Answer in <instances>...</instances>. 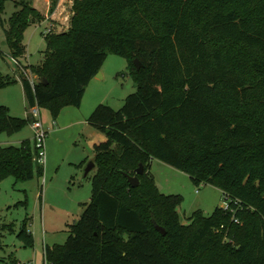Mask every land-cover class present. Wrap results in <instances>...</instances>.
<instances>
[{
  "label": "trees",
  "instance_id": "16d2710c",
  "mask_svg": "<svg viewBox=\"0 0 264 264\" xmlns=\"http://www.w3.org/2000/svg\"><path fill=\"white\" fill-rule=\"evenodd\" d=\"M7 1L0 0V23L21 61L27 29L47 17L32 1L15 0L18 11L4 21ZM58 2L51 0L49 16ZM45 40L42 62L24 66L35 81L19 79L27 105L54 120L81 107L109 55L127 59L137 84L121 110L100 104L89 117L106 137L94 148L91 202L65 244L45 247L46 262L264 264V0H75L69 29ZM16 82L0 73V90ZM30 123L0 105V134ZM37 154L34 140L0 144V184L43 178ZM154 160L220 189L230 208L197 210L183 224L182 197L160 192Z\"/></svg>",
  "mask_w": 264,
  "mask_h": 264
},
{
  "label": "rangeland",
  "instance_id": "374dc122",
  "mask_svg": "<svg viewBox=\"0 0 264 264\" xmlns=\"http://www.w3.org/2000/svg\"><path fill=\"white\" fill-rule=\"evenodd\" d=\"M30 1L33 6L37 4L43 8L49 4L51 8V0ZM74 1L59 0L54 12H58V19L55 20L57 23L52 21L56 31L69 29ZM18 9L14 0H8L2 19L8 21ZM5 25L7 28L8 25ZM48 28L49 23L43 22L27 29L24 40L26 55L21 59L22 65L38 66L42 62L47 49L45 35ZM4 42L6 43L5 33L0 23V73L18 80L0 90V105L8 107L15 117L27 118V103L19 79L22 73ZM101 72L103 79L95 84L103 86L105 97L103 96L102 102H97V106L105 104L119 111L126 98L137 92V84L129 74L128 61L121 56L109 55ZM25 76L32 81L36 79L28 72ZM93 89L94 87L89 89L88 93L86 91L83 99L86 104L93 105L100 99L99 91L96 94ZM42 114L44 124H47V110L42 109ZM33 136L31 125H27L14 135L1 133L0 144L6 147L20 146L22 141L32 139ZM87 137V133L81 132L79 127L64 129L52 139V164L48 171L46 165L43 178L35 176L32 180L16 182L13 177H9L0 184V228L5 225L12 227L0 232V264H14L16 261L18 264H35L37 253L44 264L46 245L66 243L71 226L82 217L93 195V178L97 169L94 168L86 175L87 167L94 157L93 152L88 149L90 146L87 144ZM47 143L48 141L46 155L49 158ZM84 154H90L91 160L80 168L77 161ZM151 173L161 193L182 197L178 212L185 225L189 224L190 217L197 210L210 215L217 207L226 205L220 189L205 184L196 186L188 174L161 161H153ZM23 230L26 232L21 236Z\"/></svg>",
  "mask_w": 264,
  "mask_h": 264
},
{
  "label": "crops",
  "instance_id": "0c3cea01",
  "mask_svg": "<svg viewBox=\"0 0 264 264\" xmlns=\"http://www.w3.org/2000/svg\"><path fill=\"white\" fill-rule=\"evenodd\" d=\"M49 6L50 5L48 4V5L44 6L43 8H41L37 4H34V7L36 9H38L43 15H45L47 17V20L45 22H48L50 25V24L57 23V22H55V20L58 19L57 18L58 12L54 13L53 16H49V11H50ZM71 8H72V6H71ZM4 44H6V43L4 42ZM20 63H21V61H20ZM102 79H103V74H102V72H100L93 79V81L91 82L90 86L87 89V93H88L89 89H92V87H94L93 91L95 90L96 91L95 93L97 94V90H98L100 93V99L98 101H96L93 105L86 104L85 100H83V103H82L80 108L67 107L61 112V114L59 115V117L56 120H54L53 117L51 116V113L49 111H47V113L49 115L47 117L48 123L47 124L45 123L46 128L49 130V136H48L49 140H47L48 141L47 152L49 154V158L47 157V161L45 164V167L47 165V171H48V169L51 168V164H52V145H53L52 139H54V137L59 135V133L62 132L64 129H69V128H73V127H79L81 132H84V134L87 133V136H88L87 137V139H88L87 144H88V146H90V148H88V149H90L94 154V157L92 159L94 162V159H95L94 148L96 145H99L102 142H104L106 140V137H105V135H103L102 133L97 131L92 125H90L88 120H89V117L91 116V114L94 112V108L97 107V104H98L97 102H102L104 100L105 93L103 92V90H104L103 86H101L100 84H95V83H98V81H100ZM94 81H96V82H94ZM92 83H94V84H92ZM33 139H34V136L32 139H29V140H33ZM83 156L84 157H80L77 161L78 162L77 165L80 168L85 167L88 163V160H91L90 154H87V155L84 154ZM82 164H84V165H82ZM45 174H46V169H45ZM46 246H48V245H46ZM43 258H44V264H46L47 262L45 260L44 254H43ZM35 262H36L35 264H42L41 259H40V255L38 253L36 254ZM29 264H33V263H29Z\"/></svg>",
  "mask_w": 264,
  "mask_h": 264
},
{
  "label": "built area",
  "instance_id": "2783aa9c",
  "mask_svg": "<svg viewBox=\"0 0 264 264\" xmlns=\"http://www.w3.org/2000/svg\"><path fill=\"white\" fill-rule=\"evenodd\" d=\"M61 25V24H60ZM55 25L50 24L49 28L47 29L46 34L51 33L55 30ZM15 63L19 66L20 72L22 74L27 75V70L25 67L20 63V61L14 59ZM33 83V81L31 80ZM28 115L30 119V125L34 131V142L35 146L38 150L37 154V162L41 165L46 164L47 161V155H46V142L49 136V130L45 127L44 120H43V114L42 109L39 107L38 104H35L33 106L27 105ZM226 210L230 208V205L228 202H226V205L224 207Z\"/></svg>",
  "mask_w": 264,
  "mask_h": 264
},
{
  "label": "water",
  "instance_id": "95a60500",
  "mask_svg": "<svg viewBox=\"0 0 264 264\" xmlns=\"http://www.w3.org/2000/svg\"><path fill=\"white\" fill-rule=\"evenodd\" d=\"M135 63L137 64L138 67L141 66L140 62L138 60H135ZM44 84H47V80L46 79H43L42 81ZM95 168V163L94 162H91L88 167H87V170H86V175L89 174V172H91V170H93ZM137 173L138 174H143L144 173V168L143 166H140V168L137 170ZM128 177V181L129 183L133 186V187H137L140 183L139 181V178L138 177H131L129 175H127ZM76 223V222H75ZM156 229L161 232L163 235H166V230L161 227V226H158L156 225Z\"/></svg>",
  "mask_w": 264,
  "mask_h": 264
}]
</instances>
